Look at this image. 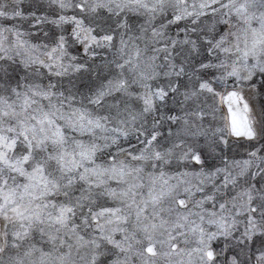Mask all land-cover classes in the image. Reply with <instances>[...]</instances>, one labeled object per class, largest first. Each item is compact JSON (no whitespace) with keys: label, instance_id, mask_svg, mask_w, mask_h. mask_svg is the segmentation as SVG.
I'll return each instance as SVG.
<instances>
[{"label":"snow or ice","instance_id":"1","mask_svg":"<svg viewBox=\"0 0 264 264\" xmlns=\"http://www.w3.org/2000/svg\"><path fill=\"white\" fill-rule=\"evenodd\" d=\"M0 264H264V0H0Z\"/></svg>","mask_w":264,"mask_h":264}]
</instances>
